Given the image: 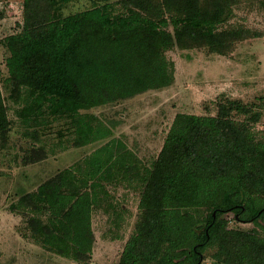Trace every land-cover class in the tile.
Here are the masks:
<instances>
[{
  "label": "trees",
  "instance_id": "obj_1",
  "mask_svg": "<svg viewBox=\"0 0 264 264\" xmlns=\"http://www.w3.org/2000/svg\"><path fill=\"white\" fill-rule=\"evenodd\" d=\"M69 1L23 0L21 31L3 41L9 77L0 80V149L17 126L25 138L40 141V130L60 120L70 135L69 145L59 144L64 150L107 141L13 206L30 216L33 238L58 256L86 262L95 239L93 212L103 210L109 185L128 183L141 190L140 213L119 264H202L213 244L220 246L218 262L264 264L263 242L227 231L223 218L233 213L238 223L264 220V142L230 117L251 110L232 102L219 106L216 116L178 114L151 168L108 126L82 114L172 86L175 65L167 52L174 48L231 52L248 32L219 27L239 1L100 0L63 16ZM250 119L258 118L253 113ZM44 147L32 150L38 157L32 163L46 159ZM111 210L121 218L117 204Z\"/></svg>",
  "mask_w": 264,
  "mask_h": 264
},
{
  "label": "rangeland",
  "instance_id": "obj_2",
  "mask_svg": "<svg viewBox=\"0 0 264 264\" xmlns=\"http://www.w3.org/2000/svg\"><path fill=\"white\" fill-rule=\"evenodd\" d=\"M238 1L233 6L231 19L219 27L220 32L230 28L248 32V37L235 43L231 52L219 55L207 47L191 50L174 48L167 52V58L175 65L172 86L83 111L82 114L95 116L108 126L112 137L125 144L146 168H151L158 159L176 116L182 113L216 116L219 106L240 103L251 113L232 112L230 117L251 127L256 141L264 142V0ZM99 2L70 0L62 15L89 10ZM23 9V0H0V80L3 83L9 77L6 67L9 53L3 41L21 31ZM3 94L10 108L9 117L15 122V108L8 100L5 86ZM253 113L257 115L256 121L250 119ZM69 137L68 126L63 120L40 130V141L25 138L23 128L17 126L7 147L0 149V264L120 263L126 244L135 233L140 213L141 190L134 189L133 185L123 183L107 187L110 198L104 200L103 210L93 212L95 239L91 258L86 262L58 256L36 242L29 228L30 216L13 207L26 192L36 191L57 172L83 161L107 142L104 140L83 148L64 150L59 144L64 141L69 145L65 142ZM41 145L45 146L47 157L32 163L34 158H38L37 155L32 157V150ZM114 203L121 214L118 220L111 216ZM207 214L208 211H203L201 217L205 218ZM223 218L227 222V231L251 235L264 244V220L257 224L238 223L233 213ZM236 237L241 238L239 235ZM219 249L218 244L211 245L202 264H225L215 257Z\"/></svg>",
  "mask_w": 264,
  "mask_h": 264
}]
</instances>
